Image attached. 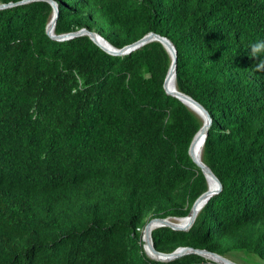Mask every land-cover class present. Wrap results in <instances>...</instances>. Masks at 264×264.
Listing matches in <instances>:
<instances>
[{
  "label": "trees",
  "instance_id": "1",
  "mask_svg": "<svg viewBox=\"0 0 264 264\" xmlns=\"http://www.w3.org/2000/svg\"><path fill=\"white\" fill-rule=\"evenodd\" d=\"M54 1L57 35L87 28L118 49L168 38L178 90L213 119L202 161L223 189L189 231L153 230L156 250L264 264V58L250 47L264 0ZM52 14L47 1L0 10V264H215L144 250L152 219L188 217L208 190L189 155L203 121L164 89L169 53L56 41Z\"/></svg>",
  "mask_w": 264,
  "mask_h": 264
},
{
  "label": "water",
  "instance_id": "2",
  "mask_svg": "<svg viewBox=\"0 0 264 264\" xmlns=\"http://www.w3.org/2000/svg\"><path fill=\"white\" fill-rule=\"evenodd\" d=\"M35 1H47L53 8V14H52L51 20L48 23L47 28H46L47 35L53 40L68 41V40H72L78 37L87 36L99 48H101L102 50H104L105 52L113 56H125L128 54H131L132 52L152 42H158L162 44V46L166 49V51L169 53L171 60H172L167 77L165 79V83H164V89L166 93L180 100L185 106H187L191 111H193L196 115H198L203 121L202 127L200 128L199 132L196 134V136L194 137L191 143V146L189 149V155L192 158V160L195 162V164L202 170L203 174L205 175L207 182H208V190L207 192L202 194L197 199V201L194 203L191 209V213L188 216L190 218L189 222L187 223L186 226L181 227L171 222V220H181L180 218L152 219L145 226L143 230L144 250L146 254L149 256V258H151L152 260L158 261V262H163V263L173 262L184 256L195 254L215 264H238L219 254L212 253L207 250H199V249H194L190 247H180L172 253H162L156 250L154 243H153L152 232L153 230L157 228L168 227L174 231H184V232L189 231L194 225L197 219V216L199 215L201 210L205 207V205L209 202V200L213 198L214 196L218 195L223 189V186L220 180L216 177L213 171L202 161V156L201 158H199L197 155V146H200V144H202L201 146L204 147V144L208 137L209 130L213 123V119L211 115L209 114V112L200 103L195 101L190 96H187L186 94L181 93L178 90L177 85H176L178 57H177V49L175 45L168 38L162 37L153 32L144 36L142 39L135 42L134 44L125 46L122 49L115 48L106 39H104L100 34L90 31L87 28H82L79 31L68 33V34L57 35L55 33V30H56L57 21L59 18V6L54 0H24L18 3L0 4V10L13 8L19 5L28 4V3L35 2ZM172 80L175 83L174 87L171 85ZM151 224H153L154 228L150 227Z\"/></svg>",
  "mask_w": 264,
  "mask_h": 264
},
{
  "label": "clouds",
  "instance_id": "3",
  "mask_svg": "<svg viewBox=\"0 0 264 264\" xmlns=\"http://www.w3.org/2000/svg\"><path fill=\"white\" fill-rule=\"evenodd\" d=\"M252 49V56L264 58V40H258L250 45ZM258 68L264 67V63L257 65Z\"/></svg>",
  "mask_w": 264,
  "mask_h": 264
},
{
  "label": "bare ground",
  "instance_id": "4",
  "mask_svg": "<svg viewBox=\"0 0 264 264\" xmlns=\"http://www.w3.org/2000/svg\"><path fill=\"white\" fill-rule=\"evenodd\" d=\"M171 85L174 87L175 86V83H174V81L172 80L171 81ZM201 141H202V139H201ZM202 144H200V146H197V155H198V157L199 158H201V156H202V149H203V146H201ZM189 217H186V218H183V219H181V220H171V222L172 223H175V224H177V225H179V226H181V227H184V226H186L187 225V223L189 222ZM150 227L151 228H154V226H153V224H151L150 225Z\"/></svg>",
  "mask_w": 264,
  "mask_h": 264
},
{
  "label": "rangeland",
  "instance_id": "5",
  "mask_svg": "<svg viewBox=\"0 0 264 264\" xmlns=\"http://www.w3.org/2000/svg\"><path fill=\"white\" fill-rule=\"evenodd\" d=\"M236 263H239V264H258L256 262H253L251 263L252 261H247L246 259H238V258H232ZM261 264V263H259Z\"/></svg>",
  "mask_w": 264,
  "mask_h": 264
}]
</instances>
